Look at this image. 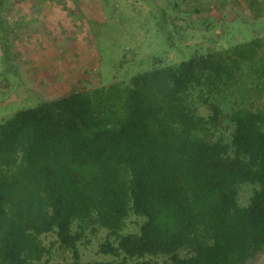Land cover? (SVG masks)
<instances>
[{
  "label": "trees",
  "instance_id": "16d2710c",
  "mask_svg": "<svg viewBox=\"0 0 264 264\" xmlns=\"http://www.w3.org/2000/svg\"><path fill=\"white\" fill-rule=\"evenodd\" d=\"M133 215L138 231L126 229ZM104 230L105 257L84 259ZM262 253L264 36L0 118V264H249Z\"/></svg>",
  "mask_w": 264,
  "mask_h": 264
},
{
  "label": "rangeland",
  "instance_id": "374dc122",
  "mask_svg": "<svg viewBox=\"0 0 264 264\" xmlns=\"http://www.w3.org/2000/svg\"><path fill=\"white\" fill-rule=\"evenodd\" d=\"M255 36H264V0H12L0 16V118ZM242 187L246 204L252 188ZM141 221L129 217L126 229ZM106 235L82 247L84 259L105 257ZM249 264H264V253Z\"/></svg>",
  "mask_w": 264,
  "mask_h": 264
}]
</instances>
